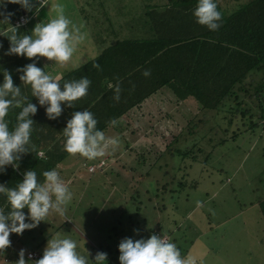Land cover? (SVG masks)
<instances>
[{"label":"trees","instance_id":"16d2710c","mask_svg":"<svg viewBox=\"0 0 264 264\" xmlns=\"http://www.w3.org/2000/svg\"><path fill=\"white\" fill-rule=\"evenodd\" d=\"M215 2L221 12V22L217 30L210 31L197 24L192 16L196 0H79L75 11L85 27L83 32L89 35L83 39H88L87 42L79 43L73 53L81 59L73 58L79 64L76 68L71 63L61 68L44 57L5 55L8 41L0 36V67L11 73L14 85L20 87L22 95L28 96V102L36 104V98L30 95L16 72L26 63L34 62L51 75L60 72L61 84L81 76L90 80L86 95L74 101L73 107L62 102L60 115L55 119H47L46 105H36L37 110L31 115L30 151L22 155L16 169L4 166L6 171L0 174V183L14 187L28 169L36 171L38 180L42 179V171L51 168H55L61 178L62 171L68 168L75 175L85 171L90 179L95 178L105 161L113 160L115 154L111 151L113 156L106 154L88 161L63 150L61 128L76 110L90 111L97 120L98 129L106 136L119 137L125 145L126 154L118 158L121 157L126 170H130L129 178L114 193L124 201L128 198L135 210L140 209V204L152 202L154 195L157 203L152 202V211L157 208L162 213L167 205L164 201L173 199L176 188H193L198 184L194 174L203 170L193 174L190 170L197 166L205 169L201 165L207 159L208 162L212 160L217 148L224 145L228 151L232 150L228 142L238 143L237 139L245 135L250 144L253 138L262 139L264 0ZM42 10L37 18L22 23L21 17L26 15L23 10L16 4H6L0 9V19L7 21L0 23V28L18 25L19 34L27 33L37 20L43 22L49 18L50 15ZM88 43L97 52L88 55ZM85 44L86 50L80 54ZM144 69L149 71L148 76L141 74ZM117 82L120 86L118 101L113 100V89L109 87ZM17 111L16 108L9 110L6 118L10 127L15 123ZM112 119L117 121L115 126L109 124ZM157 136L163 141L158 142ZM127 156L129 160L124 161ZM100 159L104 160L103 164H99ZM65 160L71 167L62 163ZM153 170L161 171L163 176L169 175L170 179L160 187L158 180L149 185L148 176ZM111 171L107 174L123 179L119 172ZM70 177L62 180L68 182ZM260 187L262 191L254 204L264 222V180ZM255 189L258 190L256 186ZM127 190L128 197L124 195ZM107 195L113 196L112 193ZM0 206L8 210L3 196H0ZM171 213L174 212L170 208ZM171 221L181 225L166 233L161 227L153 231L166 235L184 257L193 242L188 235L191 227L182 229L183 222L175 218ZM44 224L38 231L45 234V228L51 224ZM29 233L25 229L18 236L10 234V244L0 255V264H14L20 248L25 249V259H29L28 253L32 252L36 256L30 257L31 260L39 258V249L23 245V235L34 238ZM47 236L41 235L36 245L43 244ZM104 246L105 249H101L99 245L95 252L103 250L107 254V264H118L113 254L117 252L116 246L113 249L108 244Z\"/></svg>","mask_w":264,"mask_h":264},{"label":"clouds","instance_id":"9594fccd","mask_svg":"<svg viewBox=\"0 0 264 264\" xmlns=\"http://www.w3.org/2000/svg\"><path fill=\"white\" fill-rule=\"evenodd\" d=\"M48 3L49 0H0V9L6 4L18 5L26 14L21 17V22L27 23L30 18L39 16L41 9ZM49 10L54 15L43 22L37 20L27 33L19 34L18 25L8 23L6 29L0 28V36L6 37L8 41L4 54L22 55L25 58L44 57L61 68L68 63L73 68L79 67L73 60V53L84 39L80 28L64 14L63 4L52 3ZM192 16L197 24L210 31L220 26L221 12L215 0H196ZM3 21H7L6 18L0 19V23ZM16 72L18 79L28 87L30 95L36 98V104L28 102V96L22 95L20 87L14 85L11 73L0 67V174L6 171L5 165L16 169L22 155L30 151L31 115L35 114L36 105H46L44 113L47 119H55L60 115L61 103L73 107L74 101L86 95L90 84V80L84 76L65 80L61 84L60 72L51 75L34 62L18 67ZM141 74L148 76L149 71L144 69ZM109 87L113 89V100L118 101L119 82L109 84ZM12 108L18 111L15 113V123L10 127L6 117ZM116 123L115 119L109 121L112 126ZM96 124V118L87 109L72 111L61 128L63 150L88 161L114 151L120 144L119 137L106 136ZM99 163L103 164L104 160L100 159ZM40 176L42 179L38 180L36 171L28 169L14 187L0 183V196L4 197L8 209L5 211L0 206V255L10 244V234L18 236L41 221L47 222L50 214L65 216L66 207L73 196L68 184L55 168L42 171ZM116 248L118 264H196L195 258L181 257L173 242L156 233L146 238L126 236L119 240ZM76 249V241L55 234L47 238L39 258L31 260L29 253V259H25V249L20 248L14 264H107V254L103 251H96L89 259L85 248L83 254Z\"/></svg>","mask_w":264,"mask_h":264},{"label":"rangeland","instance_id":"374dc122","mask_svg":"<svg viewBox=\"0 0 264 264\" xmlns=\"http://www.w3.org/2000/svg\"><path fill=\"white\" fill-rule=\"evenodd\" d=\"M78 1L49 0L42 11L53 16L54 12L49 10L50 5L63 4L64 14L80 28L84 38H87L89 33L83 32L85 27L75 11ZM86 40L88 39L80 43L83 44L87 42ZM87 47L88 55L97 52V49L89 43ZM85 50L86 44L81 47L80 54ZM76 57L78 55L73 56L74 60L77 59ZM156 139L158 142L163 141L159 136ZM237 142H228L232 147L229 151L224 145L217 148L212 160L208 162L207 159L205 164L201 165L205 169H198L197 166L193 168L194 170H190L192 174L203 170L196 176L194 174L198 184L193 188H176L173 199L167 198L164 201L167 205L162 213H159L157 208L152 211V202L157 203L154 195L151 197L152 202L140 204L138 210H135L128 198L124 201L119 199L120 196L115 195L114 190H120L122 187L120 185L125 183L130 173V170H126L121 157L118 158L127 151L123 142H120L113 151L114 156L108 153L113 156V160L105 161L104 168L97 171L95 178L90 179L89 173L85 171H78L76 175L72 171L69 172V168L62 171V178L71 176V181L66 183L73 193L66 207L65 216L50 214L47 222L41 221L36 227L26 229L34 238L23 235L25 243L23 245L26 248L34 247L41 252L47 238L59 234L76 241L77 252L83 254L85 248L91 259L99 245L101 249H105L104 243L113 249L120 239L126 236L133 239L146 238L154 233L153 228L156 227H161L165 233L175 231L176 225H181L180 223L174 225L176 221L172 222L171 218H175L178 222H183L182 229L191 227L188 235L192 236L193 242L184 255L195 258L196 264H264V222L258 207L254 204L256 197L262 191L260 184L262 185L264 180V137L253 138L250 144L245 135L237 139ZM245 148L247 154L241 160ZM229 152L231 154H228ZM126 160H129L128 156L124 159ZM62 163L66 167L69 165L71 167V163L66 160ZM109 169L119 172V176H123V179L107 174L112 172ZM169 177V175L163 176L161 171L153 170L148 176L150 179L148 183L151 185L158 180L157 186L160 187L170 179ZM109 193L113 196H108ZM128 193L129 190L125 191L124 195L128 197ZM170 208L175 214H169ZM151 212L155 218H152ZM44 223L51 224V227L45 228V234L49 236L42 242L43 244L37 246L36 243L41 235H45L38 231V227H44ZM113 254L117 257L118 251Z\"/></svg>","mask_w":264,"mask_h":264},{"label":"built area","instance_id":"2783aa9c","mask_svg":"<svg viewBox=\"0 0 264 264\" xmlns=\"http://www.w3.org/2000/svg\"><path fill=\"white\" fill-rule=\"evenodd\" d=\"M164 239L167 240V236L166 235H161ZM29 254V253H28ZM31 254V257H35L36 256V253H30ZM29 256V255H28Z\"/></svg>","mask_w":264,"mask_h":264}]
</instances>
